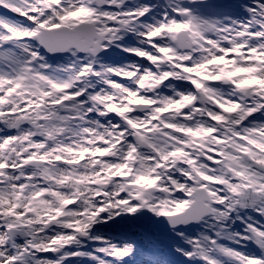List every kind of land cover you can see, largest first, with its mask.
<instances>
[{"label":"snow or ice","instance_id":"obj_1","mask_svg":"<svg viewBox=\"0 0 264 264\" xmlns=\"http://www.w3.org/2000/svg\"><path fill=\"white\" fill-rule=\"evenodd\" d=\"M0 264H264V0H0Z\"/></svg>","mask_w":264,"mask_h":264}]
</instances>
